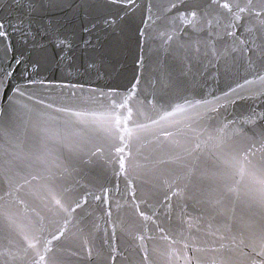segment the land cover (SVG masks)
Returning <instances> with one entry per match:
<instances>
[{"label": "snow or ice", "instance_id": "snow-or-ice-1", "mask_svg": "<svg viewBox=\"0 0 264 264\" xmlns=\"http://www.w3.org/2000/svg\"><path fill=\"white\" fill-rule=\"evenodd\" d=\"M0 141V264H264V0H5Z\"/></svg>", "mask_w": 264, "mask_h": 264}, {"label": "water", "instance_id": "water-1", "mask_svg": "<svg viewBox=\"0 0 264 264\" xmlns=\"http://www.w3.org/2000/svg\"><path fill=\"white\" fill-rule=\"evenodd\" d=\"M5 0H0V3H4ZM7 15V13H5ZM11 46L14 49V54H20L22 59H24V64L20 67L17 73V78L23 80L21 77V73H24L27 75L30 73L31 67L29 66L30 60L33 58L32 56V40H28L25 42L24 37L19 32H15L10 37ZM136 54L139 55V49H136ZM144 55L147 57L151 55V52L146 51ZM72 56L76 57L79 62H83L84 54L83 51L79 48L75 49L63 62V66H57V53L55 51L50 53L49 63H47L45 66H43L37 73H33L35 79L39 81L41 78L44 79L45 84L40 85L37 84L36 87L41 91L42 95L44 97H50L51 99H57L59 97V94L61 92L60 86L65 83H69L70 81L73 83L79 82L83 84L84 89H88L90 87H97L104 86L105 84L111 83V84H120L125 85L128 83V80L124 78L121 74H125L127 77H131L132 72V63H131V57H117L113 60L114 70L111 72V75L106 80H95L93 77V82H89L88 77H85L81 75L80 73L74 71L72 68L68 67V65L72 64ZM27 69V71H26ZM27 83V81H23ZM225 85L223 82L219 84V86L216 85L214 81L209 82L208 91L211 92H217L219 89L224 88ZM64 92H70L72 89H63ZM233 109L231 106L229 107V112H232ZM237 112L239 109L236 110ZM3 141H0V148H3ZM52 147L55 149L57 153L61 151V146L59 144H53ZM116 180L113 177V185H115ZM124 185L121 182V188H123Z\"/></svg>", "mask_w": 264, "mask_h": 264}]
</instances>
